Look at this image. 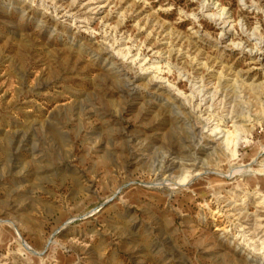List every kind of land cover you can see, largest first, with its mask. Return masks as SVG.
Listing matches in <instances>:
<instances>
[{"label":"rangeland","instance_id":"1","mask_svg":"<svg viewBox=\"0 0 264 264\" xmlns=\"http://www.w3.org/2000/svg\"><path fill=\"white\" fill-rule=\"evenodd\" d=\"M0 264H264V0H0Z\"/></svg>","mask_w":264,"mask_h":264},{"label":"bare ground","instance_id":"2","mask_svg":"<svg viewBox=\"0 0 264 264\" xmlns=\"http://www.w3.org/2000/svg\"><path fill=\"white\" fill-rule=\"evenodd\" d=\"M228 143H230V141H229V139L227 138V140H226ZM237 171H245V170H234V172H237ZM247 171V170H246ZM233 172V173H234ZM187 180V178H184V179H181L180 181H186Z\"/></svg>","mask_w":264,"mask_h":264}]
</instances>
